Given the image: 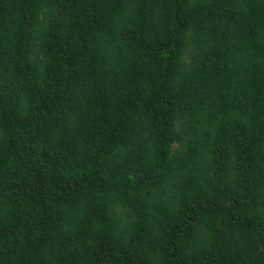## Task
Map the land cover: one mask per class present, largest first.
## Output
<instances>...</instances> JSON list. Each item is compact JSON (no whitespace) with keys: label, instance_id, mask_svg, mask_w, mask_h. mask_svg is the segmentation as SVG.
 Instances as JSON below:
<instances>
[{"label":"trees","instance_id":"1","mask_svg":"<svg viewBox=\"0 0 264 264\" xmlns=\"http://www.w3.org/2000/svg\"><path fill=\"white\" fill-rule=\"evenodd\" d=\"M0 264H264V0H0Z\"/></svg>","mask_w":264,"mask_h":264}]
</instances>
